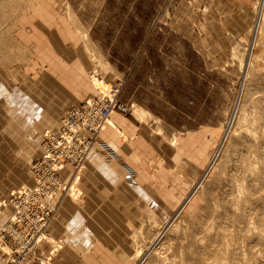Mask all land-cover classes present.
<instances>
[{
	"label": "rangeland",
	"instance_id": "rangeland-1",
	"mask_svg": "<svg viewBox=\"0 0 264 264\" xmlns=\"http://www.w3.org/2000/svg\"><path fill=\"white\" fill-rule=\"evenodd\" d=\"M108 84L125 106L113 114L137 126L123 157L101 140L112 120L91 151L134 191L100 193L122 230L77 213L70 240L49 227L30 264H110L116 244L132 251L119 264H264V0H0V226L46 132ZM186 160L200 174L183 203L146 208V186ZM79 182L50 226L63 200H86Z\"/></svg>",
	"mask_w": 264,
	"mask_h": 264
},
{
	"label": "built area",
	"instance_id": "built-area-1",
	"mask_svg": "<svg viewBox=\"0 0 264 264\" xmlns=\"http://www.w3.org/2000/svg\"><path fill=\"white\" fill-rule=\"evenodd\" d=\"M118 93L117 85L110 84L106 92L97 89L83 103L69 109L59 134L46 132L42 158L32 166L39 186L11 193L9 201L14 204L16 215L0 230V264H25L37 255L57 206L54 199L59 192L65 195L69 191L61 184L59 172L66 164H73L79 171L98 130L106 126L114 111L124 112V105L117 100Z\"/></svg>",
	"mask_w": 264,
	"mask_h": 264
},
{
	"label": "crops",
	"instance_id": "crops-1",
	"mask_svg": "<svg viewBox=\"0 0 264 264\" xmlns=\"http://www.w3.org/2000/svg\"><path fill=\"white\" fill-rule=\"evenodd\" d=\"M53 117H55V115H53ZM111 120L115 123L116 127L118 130L115 129H108L106 132H104L101 135V140H105L107 142L112 143V145L116 148L117 150V154H121V150L124 146L123 142H128L130 139H134V136L136 135V131H137V126L132 123L133 125H131V122L123 117L121 114L119 113H115L111 116ZM136 129V130H135ZM51 131H53L54 133H59L60 130V124L57 125L54 128L50 129ZM125 134L128 137L127 139H122V134ZM204 135V134H203ZM202 137V136H201ZM121 140V141H120ZM198 140V139H195ZM95 150V149H94ZM118 154V156H119ZM43 155V149L40 150V158ZM122 156V154H121ZM123 157V156H122ZM180 157V155L176 156ZM39 158V159H40ZM120 158V157H119ZM37 159V160H39ZM121 159V158H120ZM36 160V161H37ZM99 157L97 154L95 153H90L89 156L87 157L86 160V165L87 168L84 171V173L81 175L80 178V182L79 185L77 186V188L79 189V191L82 193H84L86 200H83L82 204L77 206L75 204L74 201L72 200H63L62 202V213H59L57 218L55 219V225L50 226V230L51 233L53 235H51L54 240H56L58 242V240L56 238H64L66 240H70L68 238H70L71 236L68 237V233L72 232L73 230L72 227L69 226V224L71 222H73L76 217L78 216L77 213L79 214V218H82L83 216L86 217L90 210H95V213L92 214L95 215H103L102 217V221L100 223H104V217L106 214H109V224H110V228H112V225L115 226V228L122 230V227L120 225V213H116V216L113 218L112 216V207L113 204L111 202V200L107 201L105 200V198L102 197V195H100L101 191H105L106 192V188H114L116 189L115 191L117 193H120V190H126V194H127V190H130L134 196V191H132V189H129V187L126 185L128 184L126 181L122 180V175L123 171L120 169V164L119 163H115L112 165H115L116 167L113 169L112 165H110L109 163H107L106 161L103 162H98ZM186 162L180 163V161H178L175 164V168L178 167L179 165L183 164V169L185 172V176L182 177V175H180L179 173H177L174 169L172 171H169L168 177H165V180L168 182L167 186H161L160 191L155 193L156 189L153 187H147L146 189L148 190L147 192V196L145 197V199H149L146 202V208H148L149 210L153 211V209H157L158 207H162L163 209H165V212H171V210L175 209L176 206L181 202V204L183 203V201L185 200L186 195L190 192L191 189V181L193 178H197L198 175L200 174L199 171L191 174L187 173V167H188V163L186 166ZM101 166V167H100ZM190 166V165H189ZM182 167V165H181ZM170 168V167H168ZM192 169V166L190 167ZM131 169V168H130ZM190 169V171H191ZM133 171V169H131ZM135 172V171H133ZM192 173V171H191ZM31 176V174H30ZM72 176V168L70 166H67L65 168V170L61 173V177L62 179H64L65 181H69L71 179ZM152 177H154V175H151ZM89 177H96L99 181L98 184H91L86 182L87 179ZM131 177V176H130ZM130 177H128V179H131ZM102 178L103 183L100 184V179ZM27 185L32 186L33 185V179L31 178L29 183ZM108 185V186H107ZM7 187H10L7 186ZM116 187V188H115ZM121 188V189H120ZM124 194V193H123ZM10 196V193L7 197ZM64 196L60 195L59 197H57L55 199V203L57 204V206L59 207L61 205V198H63ZM135 199V197H134ZM133 199V200H134ZM120 198L118 197V199L116 201H119ZM135 203H137L135 201ZM180 204V205H181ZM126 206H132V205H126ZM134 209H132L133 214L137 211V206L133 205ZM80 208L79 212L76 210L74 211L75 208ZM108 208V209H107ZM111 208V210H110ZM10 211L9 214L10 216L8 217L7 220L10 219L12 213H13V209L10 206ZM72 209V212L69 214V210ZM90 209V210H89ZM110 211V212H109ZM7 212V211H6ZM67 212L68 215H65L64 213ZM129 213V212H128ZM72 214V215H71ZM142 212L139 213V217L141 216ZM4 221V223L6 222ZM4 223H2V225L0 226V229L3 227ZM139 224V221L136 225L137 226ZM125 232V230H124ZM126 233H125V241H126ZM120 244V243H119ZM43 247H41L40 249L44 250L47 248H44V245L42 244ZM46 247V246H45ZM110 254H111V259H109V263L110 264H119V262H124L125 260H123V257L128 256V253H132L131 250H126L123 248V246L120 245H115L113 247V245L110 247ZM109 248H107L106 253L109 252ZM131 249V248H129ZM40 250V251H41ZM104 253V252H103ZM123 260V261H122ZM26 264H30V261L27 262Z\"/></svg>",
	"mask_w": 264,
	"mask_h": 264
},
{
	"label": "bare ground",
	"instance_id": "bare-ground-1",
	"mask_svg": "<svg viewBox=\"0 0 264 264\" xmlns=\"http://www.w3.org/2000/svg\"><path fill=\"white\" fill-rule=\"evenodd\" d=\"M94 84V83H93ZM109 85V88H110V84H108ZM94 87H95V85H94ZM108 88V89H109ZM108 89H106L105 90V92L108 90ZM124 109H125V106H124V108H123V111H124ZM114 113V112H113ZM113 113L110 115V117L108 118V121L106 122V126L102 129V130H98V131H100L99 133H98V137H97V139L96 140H98L99 139V137H100V135L105 131V129L108 127V125L110 124V120H111V116L113 115ZM49 132V131H48ZM50 133V132H49ZM51 133H53V134H55V135H57V134H59V133H54V132H51ZM87 134H89V133H87ZM96 142V141H95ZM103 141H101L100 142V144H101V146L103 145V143H102ZM94 145H95V143L93 144V147H94ZM93 147H92V149L90 150V152L88 153V155L85 157V159L83 160V162H82V164H81V167H80V169H79V171H77V169L75 168V166L73 165V164H66L64 167H63V169H61L60 170V172H59V175H60V178H61V184L63 185V186H65L66 185V187H67V189L69 190V191H71V188H72V186L73 185H77L76 183L80 180V178H81V175H80V173H81V169L83 168V166H84V164H85V161H86V159H87V157L89 156V154L91 153V151L93 150ZM105 147V148H104ZM103 148L105 149V150H109V151H111V152H113V153H111V155L113 156V159H117V155L116 154H114L115 152L114 151H112V150H110L109 148H106V146H103ZM42 149H43V146H42ZM43 153H44V149H43ZM41 158H42V156H41ZM40 158V159H41ZM112 159V158H111ZM35 162V161H34ZM34 162H33V164H34ZM33 164H32V166H33ZM67 166H70L72 169H74V175L72 176L73 177V179L71 180V185H67V183H65V180L64 179H62V177H61V173L65 170V168L67 167ZM31 171H32V179H33V185L32 186H23L22 188H19V189H16L17 191L19 190V192L18 193H22V192H24V191H29L30 190V188H33V187H37V186H39L38 184H37V182H38V174L36 173V172H34L33 170H32V167H31ZM78 173H77V172ZM76 172V173H75ZM24 190V191H23ZM15 191V190H14ZM68 191V192H69ZM68 192L66 193V194H68ZM11 193H13V191L11 192ZM65 194V195H66ZM60 195H62V196H64V193H62V192H59L57 195H56V197H55V199L57 198V197H59ZM10 198H11V194H10ZM9 198V199H10ZM9 199L5 202V203H8V205L9 206H11L12 207V209H13V213H12V215H11V221H12V219H13V217L16 215V213L14 212V204L13 203H10V201H9ZM55 199H54V201H55ZM46 199H43L42 200V202L43 203H46ZM57 207L58 206H56V209H57ZM56 209H55V212H56ZM55 212H54V215H55ZM54 215H53V218H54ZM53 218H52V220H53ZM52 220L50 221V223H49V225L47 226V229H46V232H44L43 234L45 235V238H46V240L48 239V229H49V227H50V224H51V222H52ZM10 221V219L7 221V222H9ZM6 222V223H7ZM5 223V224H6ZM4 224V225H5ZM3 225V226H4ZM2 229V228H1ZM0 229V230H1ZM18 233H15V235H17ZM45 240V239H44ZM43 240V241H44ZM42 241V242H43ZM28 262V261H27ZM26 262V263H27ZM25 263V264H26Z\"/></svg>",
	"mask_w": 264,
	"mask_h": 264
}]
</instances>
